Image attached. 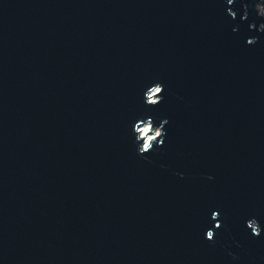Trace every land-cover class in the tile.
<instances>
[{
    "label": "water",
    "instance_id": "95a60500",
    "mask_svg": "<svg viewBox=\"0 0 264 264\" xmlns=\"http://www.w3.org/2000/svg\"><path fill=\"white\" fill-rule=\"evenodd\" d=\"M257 2L0 0V264H264Z\"/></svg>",
    "mask_w": 264,
    "mask_h": 264
},
{
    "label": "clouds",
    "instance_id": "9594fccd",
    "mask_svg": "<svg viewBox=\"0 0 264 264\" xmlns=\"http://www.w3.org/2000/svg\"><path fill=\"white\" fill-rule=\"evenodd\" d=\"M235 0H227V4L229 6L234 5ZM243 15L240 17L241 21H246L248 19V10L247 4H243ZM255 11L257 16L260 18H264V0H258L255 5ZM227 15L231 17L233 20L237 18V13L229 7L227 10ZM250 30H256L257 25L255 23H251L249 25ZM235 31V29H233ZM261 33H264V23L259 25L258 29ZM258 37H252L247 40L248 45H255L257 43ZM163 92L164 87L161 83L155 82L151 86H149L143 94V99L146 107H156L163 101ZM168 124V120H163L160 122L159 126L155 124L151 117L138 119L133 126V135L135 137V144L138 146V155L146 156L150 151L154 148H158L164 144L166 133L164 132V128ZM211 179V177H209ZM219 213L214 212L212 214V220L218 221ZM215 227L219 229L221 224L217 222ZM246 227L251 231L252 235L259 237L261 232L264 229L261 228V225L255 218H252L246 222ZM215 238L214 231L209 230L206 233V239L209 242H213ZM233 259H236L234 256Z\"/></svg>",
    "mask_w": 264,
    "mask_h": 264
}]
</instances>
